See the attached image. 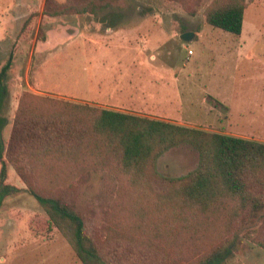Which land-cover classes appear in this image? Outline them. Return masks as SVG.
Instances as JSON below:
<instances>
[{"label":"rangeland","instance_id":"374dc122","mask_svg":"<svg viewBox=\"0 0 264 264\" xmlns=\"http://www.w3.org/2000/svg\"><path fill=\"white\" fill-rule=\"evenodd\" d=\"M213 1L202 0L194 15L175 0H113V6L97 15L52 17L43 13L45 0H0L6 144L24 93L108 109L90 95L92 82L110 77L111 71L93 63L114 57L129 64L134 99L121 107L126 112L264 142V0H243L247 5L240 35L207 23L205 11ZM115 32L125 39L108 41ZM185 32H192L191 40L181 37ZM12 51V65L3 74ZM139 92L145 94L142 99ZM198 164L197 146L182 143L158 158L156 170L180 177ZM7 182L23 190L0 200V264H100L78 257L12 164ZM107 188L101 172L77 188L79 207L93 210L88 230L101 239L107 237L113 196ZM257 221L249 229L235 228L234 245L226 240L229 233L219 238L220 224L214 226L218 238L208 248L220 244L232 250L219 264H264V248L251 240L260 228L261 219Z\"/></svg>","mask_w":264,"mask_h":264},{"label":"trees","instance_id":"16d2710c","mask_svg":"<svg viewBox=\"0 0 264 264\" xmlns=\"http://www.w3.org/2000/svg\"><path fill=\"white\" fill-rule=\"evenodd\" d=\"M175 1L192 15L202 2ZM246 5L243 0H214L205 11L206 21L240 35ZM111 6L113 0H45L43 13L97 15ZM6 94L0 82V200L23 190L7 182L12 164L80 259L100 264H219L232 250L220 244L208 248L218 238L214 226L220 224L219 238L229 233L226 240L234 245L235 228L249 229L258 219L260 228L251 240L264 248V142L24 93L6 144ZM182 143L197 146L198 166L180 177L158 173V158ZM96 172L113 193L105 239L89 232L93 210L80 208L77 198V188Z\"/></svg>","mask_w":264,"mask_h":264},{"label":"crops","instance_id":"0c3cea01","mask_svg":"<svg viewBox=\"0 0 264 264\" xmlns=\"http://www.w3.org/2000/svg\"><path fill=\"white\" fill-rule=\"evenodd\" d=\"M120 31L124 33L123 30ZM121 34L122 33L120 32H115L110 38H107V40H110L112 43L114 40H119V42H122V40L125 38L120 36ZM99 41L106 40L100 39ZM221 46L225 47L226 44H222ZM240 53L241 52L238 50L237 52H233L232 56L237 57ZM93 64L100 65L102 67L107 65L109 66L107 68L111 71V73L110 77H107L106 79L104 76H100V78L98 77L96 80H94V82H92V91L90 95L91 98L102 105L108 106V109L126 112V109L121 107L127 104V102H129L132 98L134 99V95H132V89L134 87L128 83V73L130 69L128 70L129 64L127 60L123 59L122 57H114L107 60L98 58ZM104 68L98 69V71L103 70ZM137 96L142 99L145 94H140L139 92Z\"/></svg>","mask_w":264,"mask_h":264},{"label":"water","instance_id":"95a60500","mask_svg":"<svg viewBox=\"0 0 264 264\" xmlns=\"http://www.w3.org/2000/svg\"><path fill=\"white\" fill-rule=\"evenodd\" d=\"M192 32H185V33H183L182 35H181V37L183 38V39H185L186 41H189V40H191V38H192Z\"/></svg>","mask_w":264,"mask_h":264}]
</instances>
